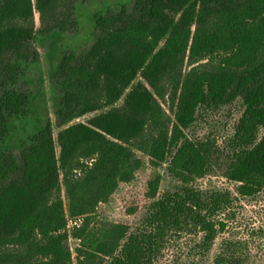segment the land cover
I'll return each mask as SVG.
<instances>
[{"label": "trees", "instance_id": "16d2710c", "mask_svg": "<svg viewBox=\"0 0 264 264\" xmlns=\"http://www.w3.org/2000/svg\"><path fill=\"white\" fill-rule=\"evenodd\" d=\"M238 103L224 142L196 134ZM143 157L179 186L156 173L139 223L98 230ZM263 190L264 0H0V264H169L183 240L206 255ZM239 254L225 242L214 264Z\"/></svg>", "mask_w": 264, "mask_h": 264}, {"label": "rangeland", "instance_id": "374dc122", "mask_svg": "<svg viewBox=\"0 0 264 264\" xmlns=\"http://www.w3.org/2000/svg\"><path fill=\"white\" fill-rule=\"evenodd\" d=\"M134 2L135 0H128V5L131 7ZM37 25L41 26L39 21ZM82 30L83 28L77 29L79 32ZM40 51L42 55H45V49ZM241 113L240 103L234 108H225L217 117L212 118L209 124L197 127L196 134L203 136L214 132L219 136L220 141L224 142L226 137L232 133L227 122L233 123ZM92 116L93 114L79 121H86ZM143 158L145 165L136 173L134 181L122 184L110 202L99 206L96 214L98 230L110 223L132 226L139 223L144 215L146 205L149 204V200L146 198L147 183L156 173L162 176L160 193L163 194L165 191L173 190L179 186L177 182L167 176L165 167L154 169L149 165L148 160ZM196 187L202 190H228L236 195L237 186L220 177H207L197 181ZM76 224L80 223L75 220L69 222L70 231ZM225 242L233 243L236 251L241 253L239 254L241 264H264V190L253 197H238L236 206L227 216L226 231L215 241L208 254H200L193 249L194 243L183 240L172 249L166 259L171 264H188L193 261L196 264H214L215 258ZM69 246L73 249L75 256V248L79 246V241L71 240Z\"/></svg>", "mask_w": 264, "mask_h": 264}]
</instances>
